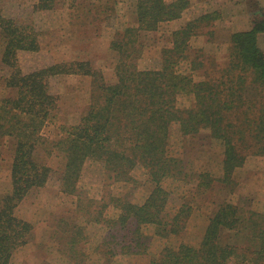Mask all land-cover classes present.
I'll return each instance as SVG.
<instances>
[{
  "label": "trees",
  "instance_id": "1",
  "mask_svg": "<svg viewBox=\"0 0 264 264\" xmlns=\"http://www.w3.org/2000/svg\"><path fill=\"white\" fill-rule=\"evenodd\" d=\"M54 1L39 0L33 9L52 8ZM189 5L190 0L136 1V25L116 33L118 38L111 44L118 52L113 82H106L101 70L84 60L51 63L23 72L18 52L38 51L39 33L29 24L5 17L0 7V39L4 44L0 65L7 70L2 82L13 93L0 99V138L7 135L16 139L11 190L0 196V264H9L13 252L33 237L32 224L18 218L15 208L32 189L43 187L53 177L61 193L78 195V213L86 222L105 226L99 244L105 262L115 255L144 254L151 237L143 226L152 225L154 235L161 238L180 237L198 195L210 189L215 180L207 172H191L183 158L170 154L173 123H178L182 136L208 129L210 137L221 143L223 175L217 181L230 193L236 185L233 171L245 157L264 155V51L256 39L264 24L253 22L250 30L230 35L227 59L217 78L205 72L204 79L195 82L190 72L179 71L178 65L181 60H190L192 37L202 35L212 40L211 22L220 18L218 11L187 19L172 31L171 46L161 50L158 68L138 67L140 32L154 31L162 22L181 18ZM188 65L194 69L200 63L190 60ZM69 74L90 76L93 94L78 123L60 127L57 138L49 140L41 130L58 100L50 90L49 78ZM248 87L254 90V98L243 97ZM179 95L193 98L192 103L179 108ZM54 150L63 160L59 173L40 160L42 154L50 156ZM87 159L101 163L105 183L99 199L86 198L88 207L94 209L84 211L78 183ZM138 166L153 184L143 202L131 200L132 190L112 194L109 186L114 182L139 186L131 175ZM170 178L184 186L194 182L187 194L183 189V202L173 212L166 208L169 192L161 185ZM109 206L116 209L113 217L104 215ZM75 229L72 234H76ZM66 233L62 230V235ZM77 249L80 251V247L70 249L76 257ZM149 263L264 264V213L224 200L208 217L198 246L183 242L176 247L164 245Z\"/></svg>",
  "mask_w": 264,
  "mask_h": 264
},
{
  "label": "rangeland",
  "instance_id": "2",
  "mask_svg": "<svg viewBox=\"0 0 264 264\" xmlns=\"http://www.w3.org/2000/svg\"><path fill=\"white\" fill-rule=\"evenodd\" d=\"M39 0H0V7L5 17L34 27L39 33V50L18 52V63L23 72L46 66L51 63L90 61L100 69L106 82H113L114 66L118 61L117 49L111 46L118 38V32L125 27L135 26V5L137 0H55L52 8L33 6ZM172 1V0H166ZM218 11L220 18L211 22L214 31L211 41L197 35L190 40L189 59L199 62L200 66L190 69L188 61L181 60L178 70L190 72L195 82L204 79L205 72L211 78H217L221 65L227 59L230 35L238 31L250 30L253 22L264 24V0H190V5L183 11L182 17L159 24L154 31H141L138 43L141 56L137 61L140 69L158 68L161 50L171 46V33L184 25L187 19L206 12ZM203 38L205 46L199 47L197 38ZM256 39L264 51V29L257 30ZM4 48L0 39V58ZM7 74L0 65V99L12 95L2 78ZM50 90L58 97L57 106L52 116L45 123L41 134L49 140L57 138L60 127L76 124L90 103L92 91L91 77L88 75H61L49 78ZM243 97H255L254 90L245 89ZM193 101L185 95L177 96L179 108L189 106ZM258 105V102L255 106ZM244 110V108H242ZM209 130L202 129L196 134L182 136L178 123H173L170 131L169 151L171 155L185 160L187 169L198 174L207 172L215 180L213 186L204 194L198 195L186 229L179 237L161 238L154 235L152 225L143 226V231L150 239L149 248L144 254L115 255L105 262L101 255L102 237L105 226L96 222H86L78 213V195L64 194L58 189L57 178L53 177L40 188L32 189L15 208L14 214L33 226V237L18 247L12 254L9 264H150L164 245L177 246L179 242L198 246L208 217L215 212L224 200L238 204L245 209L264 213V155L249 154L244 163L233 171L236 182L230 193L217 180L222 177V146L210 137ZM16 139L10 136L0 138V196L11 190L10 168L13 162ZM40 160L49 165L54 172L60 171L62 157L57 151ZM56 170V171H55ZM131 175L139 186L131 183L114 182L109 189L114 195L130 194L133 202L142 203L147 193L153 188L144 169L135 167ZM57 176V175H56ZM105 183L103 166L97 161L87 159L84 163L78 190L81 193L84 211L94 209L86 198H100L101 186ZM168 192L167 210L175 211L183 202V189L187 194L194 182L184 186L182 181L164 179L161 184ZM190 187V188H189ZM189 188V189H188ZM116 209L108 207L104 215L113 217ZM77 227L76 234L75 232ZM66 230V235H62ZM81 232H80V231ZM72 235L74 239H70ZM241 242V241H238ZM107 246L106 244H103ZM80 247L79 256L71 248Z\"/></svg>",
  "mask_w": 264,
  "mask_h": 264
},
{
  "label": "crops",
  "instance_id": "3",
  "mask_svg": "<svg viewBox=\"0 0 264 264\" xmlns=\"http://www.w3.org/2000/svg\"><path fill=\"white\" fill-rule=\"evenodd\" d=\"M198 39H200V40H198ZM197 40L199 41V44H198L199 47L205 46L206 43H204L203 38L200 37V38H197Z\"/></svg>",
  "mask_w": 264,
  "mask_h": 264
}]
</instances>
